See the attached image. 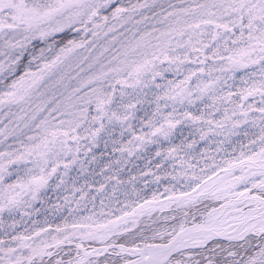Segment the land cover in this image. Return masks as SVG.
Wrapping results in <instances>:
<instances>
[{"label":"snow or ice","instance_id":"snow-or-ice-1","mask_svg":"<svg viewBox=\"0 0 264 264\" xmlns=\"http://www.w3.org/2000/svg\"><path fill=\"white\" fill-rule=\"evenodd\" d=\"M0 264H264V0H0Z\"/></svg>","mask_w":264,"mask_h":264}]
</instances>
